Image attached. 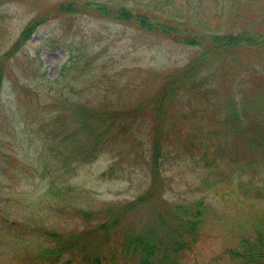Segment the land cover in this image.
<instances>
[{
	"label": "trees",
	"instance_id": "16d2710c",
	"mask_svg": "<svg viewBox=\"0 0 264 264\" xmlns=\"http://www.w3.org/2000/svg\"><path fill=\"white\" fill-rule=\"evenodd\" d=\"M224 1V23L205 29L178 18V0H0V6L14 3L33 13L0 52V160L28 132L42 171L15 161L5 171L8 185H18L21 172L51 177L48 193L25 206L37 210L30 222L1 216L15 244L38 242L17 247L8 264H200L214 209L206 196L185 202L164 197L171 159H192L216 183L246 187L247 197L264 193V0ZM75 15L128 24L197 50L185 64L163 71L108 69L94 46L81 43L56 78L34 70L33 83L22 84L5 106L8 63L40 25ZM129 141L149 174L147 188L134 199L99 201L70 182L82 165ZM226 255L237 264H264V218Z\"/></svg>",
	"mask_w": 264,
	"mask_h": 264
},
{
	"label": "rangeland",
	"instance_id": "374dc122",
	"mask_svg": "<svg viewBox=\"0 0 264 264\" xmlns=\"http://www.w3.org/2000/svg\"><path fill=\"white\" fill-rule=\"evenodd\" d=\"M140 1L131 0V3ZM224 3V0H178L181 9L175 12L178 18H191L205 29L217 28L227 18ZM169 6L171 4L163 5V8ZM32 16V12L14 3L0 6V52L15 41ZM81 43L94 46L100 54L99 60L107 64L108 69L127 67L163 71L185 64L197 50L195 46L179 44L128 24L91 15L51 19L36 29L8 63L1 94L4 105L14 103L16 90L22 84L33 83L34 70L46 72L50 79L56 78L69 59L70 49ZM139 82L141 78L136 79V83ZM27 136L28 132L19 135L22 139L14 147L7 146V155L0 160V263L4 264L9 263L10 254L17 247H23L27 242L35 246L38 242L35 237L18 242L20 245L15 244L12 239L14 231L1 224V216L10 214L14 217L13 224L30 222L28 217L37 210L25 206L36 204L51 186V177H43L39 172L35 176L21 172L25 177L15 187L7 183L6 168L15 161L22 167L39 166L42 171L43 162L38 159L40 151ZM140 161L131 142L126 143L117 150H106L94 161L82 165L70 182L86 188L99 201L132 200L149 183V174ZM113 163L116 168L104 176L103 172ZM166 168V199L185 202L206 196V201L213 206L214 214L200 245L198 262L216 264L218 259V264H237L228 259L226 249L235 245L242 234L252 232L260 217L264 218V193L257 197L253 191L247 197L246 187L243 191L234 190L216 183L214 176L202 166L195 165L192 159L176 162L171 159ZM13 196L16 198L10 199Z\"/></svg>",
	"mask_w": 264,
	"mask_h": 264
}]
</instances>
